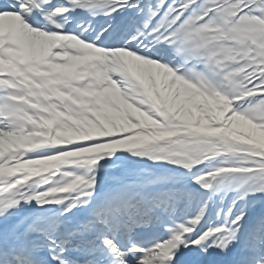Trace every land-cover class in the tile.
Instances as JSON below:
<instances>
[{"label": "snow or ice", "instance_id": "1", "mask_svg": "<svg viewBox=\"0 0 264 264\" xmlns=\"http://www.w3.org/2000/svg\"><path fill=\"white\" fill-rule=\"evenodd\" d=\"M0 264H264V0H0Z\"/></svg>", "mask_w": 264, "mask_h": 264}]
</instances>
